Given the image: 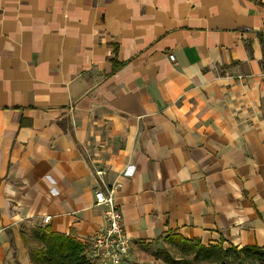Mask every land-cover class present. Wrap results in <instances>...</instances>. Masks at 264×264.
I'll list each match as a JSON object with an SVG mask.
<instances>
[{"label":"crops","instance_id":"1","mask_svg":"<svg viewBox=\"0 0 264 264\" xmlns=\"http://www.w3.org/2000/svg\"><path fill=\"white\" fill-rule=\"evenodd\" d=\"M95 167L121 264L176 237L264 250V0H0V264H33L35 229L89 249Z\"/></svg>","mask_w":264,"mask_h":264},{"label":"trees","instance_id":"2","mask_svg":"<svg viewBox=\"0 0 264 264\" xmlns=\"http://www.w3.org/2000/svg\"><path fill=\"white\" fill-rule=\"evenodd\" d=\"M41 247H27V254L33 264H94L86 246L74 238L35 229ZM177 241L190 245L197 257L208 264H264V250L257 247L224 248L221 245L204 246L176 237ZM169 240V238H166ZM25 243V239L23 238ZM168 264H190L184 259H173L165 253Z\"/></svg>","mask_w":264,"mask_h":264},{"label":"built area","instance_id":"3","mask_svg":"<svg viewBox=\"0 0 264 264\" xmlns=\"http://www.w3.org/2000/svg\"><path fill=\"white\" fill-rule=\"evenodd\" d=\"M173 60V55L168 56ZM105 169L95 167L94 175L101 188L96 189L94 198L96 205H103L106 226L99 230L89 244V257L93 263L121 264L129 258L131 243L122 225V213L116 203L115 196L121 187L120 183L107 184L103 178ZM45 222L48 218L43 219Z\"/></svg>","mask_w":264,"mask_h":264},{"label":"rangeland","instance_id":"4","mask_svg":"<svg viewBox=\"0 0 264 264\" xmlns=\"http://www.w3.org/2000/svg\"><path fill=\"white\" fill-rule=\"evenodd\" d=\"M26 247H41V242L35 234V230L23 232ZM149 254L150 259L153 262H143V264H168L164 261L165 253H167L171 258L179 260L184 259L190 261V264H208L200 260L196 256L194 249L184 243H165L161 246H151L145 250Z\"/></svg>","mask_w":264,"mask_h":264}]
</instances>
